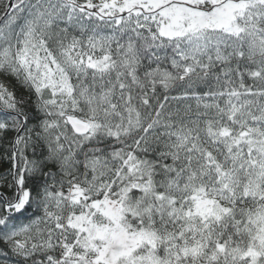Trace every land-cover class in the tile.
I'll return each instance as SVG.
<instances>
[{"label":"snow or ice","instance_id":"snow-or-ice-1","mask_svg":"<svg viewBox=\"0 0 264 264\" xmlns=\"http://www.w3.org/2000/svg\"><path fill=\"white\" fill-rule=\"evenodd\" d=\"M0 264H264V0H0Z\"/></svg>","mask_w":264,"mask_h":264}]
</instances>
